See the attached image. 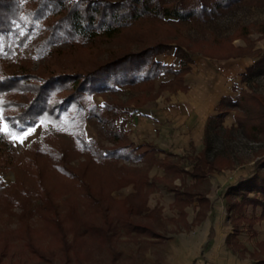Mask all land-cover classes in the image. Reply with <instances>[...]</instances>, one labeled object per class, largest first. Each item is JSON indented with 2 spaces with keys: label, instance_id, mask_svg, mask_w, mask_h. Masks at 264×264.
<instances>
[{
  "label": "rangeland",
  "instance_id": "374dc122",
  "mask_svg": "<svg viewBox=\"0 0 264 264\" xmlns=\"http://www.w3.org/2000/svg\"><path fill=\"white\" fill-rule=\"evenodd\" d=\"M250 1L235 5L214 20L204 23L195 19L173 27V24L165 25L144 19L134 26L123 29L110 41L97 44L95 48H88L90 45L79 46L80 48L73 50V54L65 56L64 60L71 64L72 62L91 64L97 59L106 58L107 53L110 52L138 50L158 36L157 39L176 41L188 47L193 60L197 56L218 59L244 57L248 65L252 66L264 54V0ZM44 34L45 29L41 25L29 33H26L24 28L19 29V35H25L22 38L23 42L15 40L16 43L12 46L13 53L3 60L8 71H16L20 68L37 70L46 63V55L40 54L37 50L45 38ZM13 37L11 35V38ZM0 43L2 49L1 40ZM66 48H69V43H61V41L51 45L54 51L66 50ZM164 54L172 55V51ZM173 57L175 62L172 64L177 66L178 59ZM254 67L252 72H245L244 76L242 75L244 82L241 81L242 83L235 89L237 91L235 98L240 95L243 99L233 111L244 127L238 125L236 118L235 126L230 129L224 128L217 119H212L206 130L204 143L206 157L211 160L218 155L229 159L231 165L224 168L245 170L252 168L253 171L255 161L264 156V133L260 128L264 125L262 112L264 107L261 101V98L264 100V71L258 70L259 65ZM172 77V74H161L149 85L119 86L116 91L93 95L87 103L93 102L98 106H102L104 102L121 104L118 108L120 116L116 118V123L119 124L123 120L124 130L127 132L125 125L136 107L154 100L163 91L181 90H176L174 86L170 87L167 84ZM184 77L182 84L187 87ZM10 97L18 100L26 98L23 94L16 93H11ZM71 114H63L58 122L49 119L38 122L39 126L30 131L31 135L25 143L12 140L14 148L10 151L4 147V144H0V246H5L8 252L0 256V264L165 263L168 261L166 250L172 236L166 237L163 241L159 239L157 242H152L138 233L130 235V232L125 231L116 221L114 222L116 230L111 241L82 237V220L84 223L88 220L87 223L103 225V216L94 215V207L88 203V200H82L79 193L72 188L73 185L65 182L53 170L54 159L50 152H65L67 164L81 172L83 181L93 191L99 188L102 194L110 193L111 197L120 196L119 188L139 178L149 163L142 162L143 165L137 166L136 163L122 158L93 161L81 151L80 144L75 138V130L79 124L71 120ZM107 126L108 124L95 116H89L83 126L85 137L94 139L104 148H112L117 143L111 140L106 130ZM6 128L0 117V131H6ZM29 158L32 162L27 161ZM179 158H176L175 162ZM221 163L224 164L225 161ZM36 168L42 176L44 187L54 199L57 209L54 220H51L52 216L48 214V210H44L43 193H37L34 177ZM206 187L208 190L209 184ZM160 188L162 189L158 196L166 202L170 195L163 191L162 185ZM258 210L259 207L257 212ZM255 211L256 207L247 204L243 214L254 217ZM110 212L112 213V209ZM164 212L166 217L175 213L166 204ZM116 214L119 215L118 212ZM233 215L238 216V213H232ZM55 217L61 221L59 223L62 225L63 234L55 224ZM71 218L75 220L72 221ZM34 248L44 253V257L48 259L38 258L31 251ZM193 263L195 262L191 264Z\"/></svg>",
  "mask_w": 264,
  "mask_h": 264
},
{
  "label": "trees",
  "instance_id": "16d2710c",
  "mask_svg": "<svg viewBox=\"0 0 264 264\" xmlns=\"http://www.w3.org/2000/svg\"><path fill=\"white\" fill-rule=\"evenodd\" d=\"M249 1L0 0V40L3 43L2 49L0 43V116L7 127L6 131H0V144H4V147L10 151L14 148L11 139L13 135H20L29 127L45 119L58 122L62 119L63 114L72 113L71 120L79 124L75 130V138L80 144L81 151L93 161L122 158L132 163H159L154 158V154L158 151L156 146L151 143L135 146L127 137L124 121L116 123V118L120 116L118 108L121 104L104 102L102 106H98L93 102L88 104L87 101L95 94L116 91L119 86L133 87L138 84H152L161 74L167 73L173 76L167 82L170 87L174 86L176 90H185L186 87L183 86L182 80L193 62L188 47L186 48L176 41L157 39V36L151 43L138 50L125 49L117 53L110 52L107 53L106 58L97 59L91 64L73 62L71 64L64 60L65 56L73 54V50L80 48L79 46L90 45L88 48H95L97 44L110 41L123 29L134 26L144 19L165 25L173 24V27L195 19L204 23L214 20L235 5ZM38 25L45 29V38L37 50L40 54L46 55V63L37 70L20 68L16 71H8L3 60L13 53L12 46L16 43L15 40L23 42L22 38L25 35L20 36L19 29L24 28L26 33H29ZM11 35L14 37L11 38ZM59 41L69 43V48L52 50L51 45ZM168 51H172V55L178 59L177 66L172 63H163L158 59L159 55ZM255 65H259L258 70L264 71V54L255 61L254 65L248 67L246 72H252ZM11 93L23 94L26 98L18 100L10 97ZM242 99L240 95L234 100L229 96H223L219 102L221 112L210 120L217 119L220 122L228 111L239 106ZM261 101L264 107L262 98ZM16 109L18 110L16 111ZM262 112L264 116V108ZM89 116H95L103 123L108 124L107 133L111 136V140L117 143L114 147L104 148L98 145L94 139L85 137L83 126ZM234 117L238 121V125L243 126L235 114ZM260 128L264 133V125ZM50 154L54 159L53 170L65 182L73 185L72 188L79 193L82 200H88V203L94 207V215L102 214L103 216V225L87 223L88 220L84 223L82 220V237L88 236L89 238L111 241L116 230L114 226L116 221L127 232L140 233L146 229L141 219L149 217V214L142 216L146 198V191H143V187L153 184H134L136 191L133 194L124 199H116L111 197L110 193L102 194L99 188L93 191L83 181L81 172L67 164L65 152L52 151ZM31 160V158L27 159L28 162ZM221 161H225V163L222 164ZM230 165L229 159L218 155L211 160L208 159L204 150L200 157L194 159L188 173L196 179H200L214 170ZM254 165V170L248 176L240 178L235 186L226 189L225 201L233 224V232L227 237L228 243L231 239L235 240L240 221L246 219L243 212L247 204L252 205L253 208L259 206L261 212L258 218L264 220V169H260L264 167V156L259 157ZM172 167H175L174 163ZM34 171L37 193H43L44 210H48V214L52 216L51 220H54L53 217L57 215L54 199L44 187L40 172L37 168ZM185 194L187 197L194 195L191 191H186ZM179 195L178 190H175L176 199H179ZM117 212L119 215L116 214ZM232 213H238V216H232ZM75 218H71V220L73 221ZM254 220L255 218L249 219V223H253ZM59 222L61 221L56 218L55 224L63 234L64 231L61 230L62 225ZM63 236L61 235V237ZM31 251L40 259H48L37 248ZM7 253L5 246H0V256ZM255 255L252 254V256ZM258 263H264V259Z\"/></svg>",
  "mask_w": 264,
  "mask_h": 264
},
{
  "label": "crops",
  "instance_id": "0c3cea01",
  "mask_svg": "<svg viewBox=\"0 0 264 264\" xmlns=\"http://www.w3.org/2000/svg\"><path fill=\"white\" fill-rule=\"evenodd\" d=\"M159 59L166 64L175 62L168 54H161ZM248 67L244 57L197 56L184 77L185 90L163 91L154 100L136 107L127 120L128 138L135 146L144 143L156 146L158 151L154 158L159 163L145 167L141 176L120 187L121 195L114 198L124 199L133 194L136 191L134 184H153L143 187L146 198L142 216L149 214V217H140L146 229L138 234L152 242L172 236L166 250L168 261L163 264H260L258 262L264 259V220L258 218L259 206L254 217L246 215L247 218L240 221L236 241H227L233 232V224L225 201L226 189L248 176L252 168L223 167L200 179L188 173L194 159L204 151L210 118L221 112L220 99L223 96L235 99V89L244 82L242 75ZM235 121L232 109L220 122L230 129L235 126ZM38 126L39 123L11 139L25 143L30 131ZM136 165L143 164L138 162ZM160 185L170 195L166 202L158 196L162 189ZM175 190L180 194L179 199H176ZM186 191L194 195L187 197ZM165 204L175 213L166 217ZM251 218L255 220L250 224ZM131 234L136 232L130 231Z\"/></svg>",
  "mask_w": 264,
  "mask_h": 264
}]
</instances>
